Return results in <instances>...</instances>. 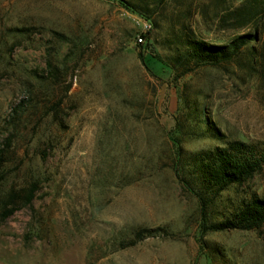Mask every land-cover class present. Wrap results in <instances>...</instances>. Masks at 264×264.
Masks as SVG:
<instances>
[{
  "label": "rangeland",
  "instance_id": "rangeland-1",
  "mask_svg": "<svg viewBox=\"0 0 264 264\" xmlns=\"http://www.w3.org/2000/svg\"><path fill=\"white\" fill-rule=\"evenodd\" d=\"M244 1L167 0L148 20L114 0H0V149L13 138L0 264H264V227L199 240L264 198V169L204 206L188 184L191 155L219 138L264 143V14L244 25ZM257 23L261 41L230 62H190L181 78L167 64L186 34L227 45ZM32 183L33 203L4 220L10 190ZM142 229L156 231L128 247Z\"/></svg>",
  "mask_w": 264,
  "mask_h": 264
},
{
  "label": "trees",
  "instance_id": "trees-1",
  "mask_svg": "<svg viewBox=\"0 0 264 264\" xmlns=\"http://www.w3.org/2000/svg\"><path fill=\"white\" fill-rule=\"evenodd\" d=\"M125 8L142 17L150 20V8H158L160 3L167 0H141V4L135 3L134 0H114ZM240 18L244 21V25H249L256 20H263L264 0H245L242 8L238 9ZM255 33L240 35L230 41L227 45H207L204 42L192 40L185 35L181 49L178 53L167 62L168 66L174 71L176 78H181L190 72V62H196L197 65H218L224 62H230L245 47H249L254 42H260L262 33L256 24ZM146 38V35H145ZM178 48V47H177ZM254 54L255 49L251 48ZM140 60L144 66L149 69L148 63L143 55ZM48 67L52 68V62L48 63ZM184 69V70H183ZM183 70V71H180ZM25 100H21L13 109L11 116L19 114ZM207 123H209L207 121ZM210 132L214 136L220 137L219 132L210 127ZM221 146L213 149L203 150L191 155L188 162L190 168L191 181L193 187H197L199 191L198 197L202 206L207 204L206 197H217L221 193L232 187H242L251 181L257 174L264 169V143H248L241 140L225 141L219 138ZM13 142L12 137L5 139L4 147L0 149V169L4 165V156ZM178 146V157L182 158V148ZM1 176V175H0ZM38 191L37 183H32L28 187H24L20 191L11 189L7 195V201L3 205L4 220L12 216L19 208L29 207ZM22 203L21 207H18ZM264 227V198H260L256 194L244 199L242 203L226 217L223 221L207 226L202 225L200 242L203 236L208 232H226V231H254ZM156 230L142 229L137 231L135 238L128 243V247L136 246L138 242L143 241L149 236H153Z\"/></svg>",
  "mask_w": 264,
  "mask_h": 264
},
{
  "label": "built area",
  "instance_id": "built-area-1",
  "mask_svg": "<svg viewBox=\"0 0 264 264\" xmlns=\"http://www.w3.org/2000/svg\"><path fill=\"white\" fill-rule=\"evenodd\" d=\"M151 28H152L151 25L145 24V32L138 34L137 37H136V44L137 45L142 46V45L145 44V42H146V38H145L146 32H148Z\"/></svg>",
  "mask_w": 264,
  "mask_h": 264
}]
</instances>
